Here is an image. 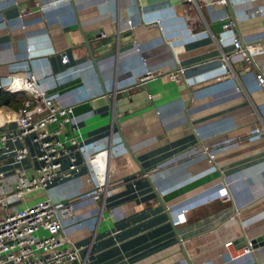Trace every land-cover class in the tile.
Returning a JSON list of instances; mask_svg holds the SVG:
<instances>
[{
  "label": "crops",
  "instance_id": "crops-1",
  "mask_svg": "<svg viewBox=\"0 0 264 264\" xmlns=\"http://www.w3.org/2000/svg\"><path fill=\"white\" fill-rule=\"evenodd\" d=\"M220 1L0 0V84L34 75L72 108L60 139L75 135L85 155L110 152L103 194L75 149L79 173L48 191L74 208L65 230L84 264H188L183 250L191 264H264V247L235 262L224 248L264 234V135L255 132L264 126L255 81L264 74V0ZM98 31L105 41L84 40ZM234 39L259 46L251 66ZM147 71L161 74L140 83ZM16 111L2 107L0 123ZM4 161L0 194L16 180Z\"/></svg>",
  "mask_w": 264,
  "mask_h": 264
},
{
  "label": "built area",
  "instance_id": "built-area-1",
  "mask_svg": "<svg viewBox=\"0 0 264 264\" xmlns=\"http://www.w3.org/2000/svg\"><path fill=\"white\" fill-rule=\"evenodd\" d=\"M2 1L16 3V0ZM219 4L224 5L225 1ZM22 13L25 17L27 10H22L19 18H23L20 17ZM127 25L134 29L131 21ZM232 46L235 55L247 66H251L260 49L259 46L243 49L237 39L233 40ZM135 51L139 52V49L135 47ZM62 62H68L66 56H62ZM223 62L221 69L228 73V58ZM141 63L147 66L146 59L141 58ZM160 74L147 71L139 82L145 83ZM168 77L176 81L179 75L171 73ZM255 81L264 94V74L256 73ZM1 91L20 96V107L8 120L0 123V131L11 122L15 124L14 130L0 133V159L5 160L2 167L3 163H8L11 169L14 168L16 177L12 185L0 194V264H84L79 248L68 238L65 230V225L74 219V208L61 199L50 197L48 191L55 182L71 179L79 173L71 152L75 149L84 155L83 164L88 169L89 181L94 184L98 195L103 194L110 152L104 148L85 155L79 150L75 135L72 134L66 143L60 139L64 125H69L72 130V108L42 88L34 75L9 79L6 85L0 84ZM20 92L27 93V96L19 95ZM51 125L57 126L54 131H49ZM255 132L264 135V126ZM17 143L19 146H15ZM208 158L212 160L214 156L209 154ZM24 161L28 168L23 166ZM64 164H67L66 168H63ZM4 178L5 172H0V182ZM231 247L232 242L224 245L230 262L253 252L251 242L233 252Z\"/></svg>",
  "mask_w": 264,
  "mask_h": 264
},
{
  "label": "water",
  "instance_id": "water-1",
  "mask_svg": "<svg viewBox=\"0 0 264 264\" xmlns=\"http://www.w3.org/2000/svg\"><path fill=\"white\" fill-rule=\"evenodd\" d=\"M231 18H232V20H233L232 23L234 24L235 21H234V19H233V16H231ZM236 33H237V31H236ZM100 34H101V31H100V32L98 31V32H95V33H92V34L83 35V37H84V40H85L87 43H89V42H91V41H95V40H98V41H100V43H101V42H103V41H105V40H103V39L101 38V35H100ZM115 38H116L115 36H114V37H111V39H112L113 41H115ZM113 43H115V42H113ZM133 43H134V40H133ZM85 47L88 49L89 55H90V57H91V60H92L93 63H94L95 60H94V58H93V54H94V53H97L96 49H95V51H90V49H89V45H85ZM102 47H104V46L100 45L99 48H102ZM103 92H104V95H103L104 97H108V98L110 99V97L113 96V94H111V93H107L105 90H103ZM115 93H116V92H115ZM19 95L27 96V93H25V92H20ZM122 96H123V95H122ZM109 104H110V102H109ZM113 121H114V124L116 125V124H117V119H116V117H114ZM121 139H122V136H121ZM122 145H123V147L126 149L127 153H129V155L132 156L133 160H134L135 162H137V164H138V161L134 158L133 154L131 153L130 148L127 146V144L125 143L124 140L122 141ZM151 187H152L153 190H154V187L152 186V184H151ZM154 193H155V195L158 197V194H157L155 191H154ZM251 245H252V249H253V250L258 249V248H261V247H264V234L261 235V236H259V237H256L255 239H253V240L251 241ZM183 254H184V257H185L187 263H188V264H191L190 261H189V259H188V257H187V255L185 254L184 250H183Z\"/></svg>",
  "mask_w": 264,
  "mask_h": 264
},
{
  "label": "trees",
  "instance_id": "trees-1",
  "mask_svg": "<svg viewBox=\"0 0 264 264\" xmlns=\"http://www.w3.org/2000/svg\"><path fill=\"white\" fill-rule=\"evenodd\" d=\"M2 107H7L12 110H18L20 107L19 99H16L14 96H11L3 91L0 92V109Z\"/></svg>",
  "mask_w": 264,
  "mask_h": 264
},
{
  "label": "bare ground",
  "instance_id": "bare-ground-1",
  "mask_svg": "<svg viewBox=\"0 0 264 264\" xmlns=\"http://www.w3.org/2000/svg\"><path fill=\"white\" fill-rule=\"evenodd\" d=\"M22 16H23V13H22ZM2 120V115H1V113H0V121Z\"/></svg>",
  "mask_w": 264,
  "mask_h": 264
},
{
  "label": "rangeland",
  "instance_id": "rangeland-1",
  "mask_svg": "<svg viewBox=\"0 0 264 264\" xmlns=\"http://www.w3.org/2000/svg\"><path fill=\"white\" fill-rule=\"evenodd\" d=\"M21 13V12H20ZM20 15V14H19Z\"/></svg>",
  "mask_w": 264,
  "mask_h": 264
}]
</instances>
